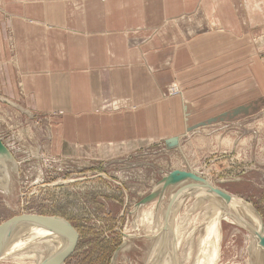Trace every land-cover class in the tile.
<instances>
[{
  "label": "crops",
  "instance_id": "0c3cea01",
  "mask_svg": "<svg viewBox=\"0 0 264 264\" xmlns=\"http://www.w3.org/2000/svg\"><path fill=\"white\" fill-rule=\"evenodd\" d=\"M259 34L264 0H0V136L83 157L252 118Z\"/></svg>",
  "mask_w": 264,
  "mask_h": 264
},
{
  "label": "rangeland",
  "instance_id": "374dc122",
  "mask_svg": "<svg viewBox=\"0 0 264 264\" xmlns=\"http://www.w3.org/2000/svg\"><path fill=\"white\" fill-rule=\"evenodd\" d=\"M263 37L257 39L259 49ZM2 114L0 129L8 132L12 125ZM41 135L45 146L46 134ZM170 140L98 148L83 157L10 152L18 167L2 171L0 226L22 215L65 220L75 233L65 264H204L208 206L226 215L236 212L193 187L195 182L165 188L164 180L179 170L195 172L248 203L264 235V107L241 122ZM218 238L212 237V249H218ZM221 238L218 264H264L251 227L223 220ZM0 264L31 263L8 256Z\"/></svg>",
  "mask_w": 264,
  "mask_h": 264
},
{
  "label": "bare ground",
  "instance_id": "6f19581e",
  "mask_svg": "<svg viewBox=\"0 0 264 264\" xmlns=\"http://www.w3.org/2000/svg\"><path fill=\"white\" fill-rule=\"evenodd\" d=\"M176 91H178V94H180V90L176 88ZM0 160L3 161L2 165H0L2 171L5 172L10 167L13 168L14 171H16L18 165L15 162L11 153L5 151L0 152ZM4 161L11 163V165ZM4 172H2L0 178L1 188H3L2 181L5 182V180H3ZM194 174L197 175L195 172ZM197 176L200 177L199 175ZM188 181H192V180H188ZM193 187L195 188L198 187L205 190L210 195L215 196L216 200L222 203L225 207L229 208L231 212L232 211L236 212V214H232L233 213L232 212L226 215L223 214L222 210H220L217 207H216V212L214 210H212L213 211L212 212L210 210V205L208 206V210H207L208 212L205 216V224H204V228H205L204 232L206 233V238H207L205 242L207 250H206V258L204 260V264L219 263L220 253H221L220 251L221 239H222L221 229H222L223 220H232L233 222L238 223V225L246 226L248 228L251 227L252 230L255 232V235H257V238L260 239V237H262L263 227H262L261 219L259 215L254 211V209L248 203H246L243 200H237L231 198L226 193L217 190L213 184L206 181L204 183L195 182V185H193ZM209 188H212L222 193L227 198V201L219 197L217 194L213 193V191H211V189ZM176 209L177 208H175V211ZM240 210H242L245 215L238 214L237 212ZM57 220L58 219H54V218L42 219V222L45 223L44 225L47 226L49 230H44L32 226L26 227L23 224H20L19 226L13 228L10 234L7 236V238L5 237L3 242L1 243L0 259L6 258L8 256H12V257H16V259L17 257H19V259L24 258V262L27 261L31 264H58V260L61 254L63 253L64 247L65 245H67L66 243L67 239L64 230L62 228H59L60 231H58L57 229L58 227L55 226L57 225V223H54V221ZM66 224L69 226L67 222ZM15 233L16 234L19 233V234L15 236L14 235ZM216 235H219L218 238L219 244L217 241L218 249L217 248L212 249V240L214 239V238L212 239V237H215ZM13 236L15 237L13 238Z\"/></svg>",
  "mask_w": 264,
  "mask_h": 264
},
{
  "label": "water",
  "instance_id": "95a60500",
  "mask_svg": "<svg viewBox=\"0 0 264 264\" xmlns=\"http://www.w3.org/2000/svg\"><path fill=\"white\" fill-rule=\"evenodd\" d=\"M178 139L177 138H173L170 140V142H176ZM5 151V152H9V149L7 148V146L5 145L3 139L0 136V152ZM187 180H192L195 182H200V183H204L205 180L201 177H198L197 175H195L194 173L191 172H186V171H179L176 170L174 172H172L165 180H164V187H169L172 185H178L184 181ZM211 189V191H213V193L217 194L219 197L223 198L224 200L227 201V198L220 192ZM155 197V195H151L150 197L146 198V200L143 203H146L148 201H150L151 199H153ZM42 219H44V217H40V218H36V217H30L27 215H22V216H18L13 218L12 220L8 221L7 223L3 224L2 226H0V248H1V243L3 242L4 238L10 234V232L12 231L13 228H15L16 226H19L20 224H23L24 226H32V227H36V228H41L44 230H49L47 226H45L44 222H42ZM54 223H57L58 231L59 228H62L65 232L66 235V239H67V245H65L63 253L61 254L59 260H58V264H65L69 255L71 254V252L74 249V245H75V233L73 228L71 227V225H67L66 221L63 219H58L57 221H54ZM259 245L262 249H264V235H262V237H260L259 239Z\"/></svg>",
  "mask_w": 264,
  "mask_h": 264
},
{
  "label": "built area",
  "instance_id": "2783aa9c",
  "mask_svg": "<svg viewBox=\"0 0 264 264\" xmlns=\"http://www.w3.org/2000/svg\"><path fill=\"white\" fill-rule=\"evenodd\" d=\"M176 88H177L178 90H181V89L178 87V85H172V86L169 88V90H168L169 95H177V94H178V91H176ZM180 92H181V91H180Z\"/></svg>",
  "mask_w": 264,
  "mask_h": 264
},
{
  "label": "flooded vegetation",
  "instance_id": "af4514ba",
  "mask_svg": "<svg viewBox=\"0 0 264 264\" xmlns=\"http://www.w3.org/2000/svg\"><path fill=\"white\" fill-rule=\"evenodd\" d=\"M221 232H222V229H221Z\"/></svg>",
  "mask_w": 264,
  "mask_h": 264
}]
</instances>
